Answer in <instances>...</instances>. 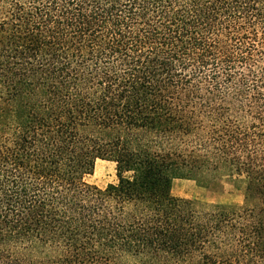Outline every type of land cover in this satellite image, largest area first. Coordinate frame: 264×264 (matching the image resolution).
<instances>
[{
  "label": "trees",
  "instance_id": "1",
  "mask_svg": "<svg viewBox=\"0 0 264 264\" xmlns=\"http://www.w3.org/2000/svg\"><path fill=\"white\" fill-rule=\"evenodd\" d=\"M0 264H264V0H0Z\"/></svg>",
  "mask_w": 264,
  "mask_h": 264
},
{
  "label": "rangeland",
  "instance_id": "2",
  "mask_svg": "<svg viewBox=\"0 0 264 264\" xmlns=\"http://www.w3.org/2000/svg\"><path fill=\"white\" fill-rule=\"evenodd\" d=\"M116 180L115 164L112 161L97 160L88 181L101 188ZM172 194L205 202H219L240 205L243 202V189L226 175L215 184H206L194 178H175L171 187Z\"/></svg>",
  "mask_w": 264,
  "mask_h": 264
}]
</instances>
